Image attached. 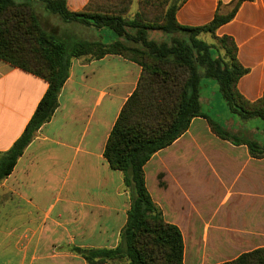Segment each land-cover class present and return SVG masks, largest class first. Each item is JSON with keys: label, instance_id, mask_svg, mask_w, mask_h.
Here are the masks:
<instances>
[{"label": "crops", "instance_id": "crops-1", "mask_svg": "<svg viewBox=\"0 0 264 264\" xmlns=\"http://www.w3.org/2000/svg\"><path fill=\"white\" fill-rule=\"evenodd\" d=\"M63 1L75 14L94 0ZM235 1L187 0L175 20L203 27L215 14H228ZM31 3L49 35L67 42L94 31L102 44L111 40L106 30L64 21L39 0ZM215 36L236 46V60L246 71L237 82L239 94L250 103L261 99L264 0L244 1ZM140 73L137 64L116 55L71 59L55 112L0 183V264H86L72 248L118 247L132 197L104 149ZM46 90L43 80L0 60V155L21 136ZM217 90L214 80L205 82L209 98L201 96L200 83L201 110L229 129V120L221 124L211 114ZM143 172L152 202L181 233L183 264H222L264 247V157L252 158L246 146L219 139L207 120L193 119L182 136L151 156Z\"/></svg>", "mask_w": 264, "mask_h": 264}, {"label": "trees", "instance_id": "trees-1", "mask_svg": "<svg viewBox=\"0 0 264 264\" xmlns=\"http://www.w3.org/2000/svg\"><path fill=\"white\" fill-rule=\"evenodd\" d=\"M39 1L45 10L64 21L90 22L96 29L113 32L121 29L117 15L92 12L94 3L74 14L66 9L63 0ZM186 1L172 11L169 25L192 36L207 32L226 43L230 68H221L206 56L194 59L191 49L179 43L158 46L139 41L142 49L127 47L120 41L110 45L99 42L69 44L42 30L31 0L19 3L0 0V60L47 83V90L23 133L7 152L0 155V183L10 175L39 128L55 112L71 59H100L116 55L141 68L136 88L123 105L104 149L108 166L123 174L125 188L133 193L130 209L117 248L71 249L86 264H112L113 261L123 260L128 264H183L181 233L176 226L164 221L160 209L152 202L145 188L143 167L151 156L182 136L193 119L207 120L210 131L216 137L235 146H246L252 158L264 157V146L255 141L233 138L226 128L203 114L200 105L202 78L214 80L231 114H237L241 120L259 119L264 123V93L253 103L239 94L237 82L246 71L236 60V46L231 38L215 36L219 27L233 19L238 7L251 0H236L228 14H215L208 25L197 28L182 27L175 20L176 11ZM134 21L137 22V19ZM164 22L142 26L144 30L164 29ZM144 35L142 32L139 36ZM199 68L203 69V76L199 74ZM222 264H264V247Z\"/></svg>", "mask_w": 264, "mask_h": 264}, {"label": "rangeland", "instance_id": "rangeland-1", "mask_svg": "<svg viewBox=\"0 0 264 264\" xmlns=\"http://www.w3.org/2000/svg\"><path fill=\"white\" fill-rule=\"evenodd\" d=\"M19 1V0H14ZM184 0H94L91 8L92 12L111 13L117 15L121 21V29L119 32H113L110 29L106 30L110 41L107 45L120 41L130 48L142 49L139 41L146 43H153L155 45L171 46L173 43L183 44L191 49L193 58L208 57L212 61H216L221 68H230L231 59L226 43L214 38L210 33L203 32L192 36L189 32L176 31L172 29L168 21L171 18L172 11L176 9ZM137 19V22L134 20ZM166 23L164 20H166ZM134 21V22H133ZM152 23L160 25L164 22V29L144 30L143 26H148ZM92 24V23H91ZM88 22L86 25H91ZM143 24V26H142ZM143 28V29H142ZM141 30V33H139ZM144 32V36L142 35ZM85 42L95 43L99 42L98 35L94 31H90L84 35L83 38H74L68 40L67 43ZM106 42H108L106 40ZM99 43H102L101 41ZM105 45V44H104ZM199 74L203 76V69L199 68ZM211 80L202 78L201 88L203 95L206 98L208 92L203 91L204 83ZM218 100L212 101L209 105L212 109V115H218L221 124H225L229 120V129L227 132L235 139L255 141L260 146H264V123L259 119L241 120L237 114H231L227 109L226 104L221 100L219 90ZM223 104V110L221 105ZM226 110V111H225ZM219 113V114H215ZM132 197V191H130ZM112 264H128L127 261H116Z\"/></svg>", "mask_w": 264, "mask_h": 264}]
</instances>
